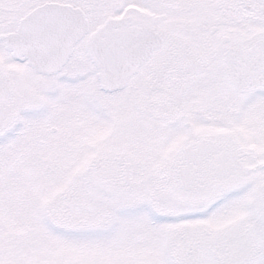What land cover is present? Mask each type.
Here are the masks:
<instances>
[{
	"label": "snow or ice",
	"instance_id": "1",
	"mask_svg": "<svg viewBox=\"0 0 264 264\" xmlns=\"http://www.w3.org/2000/svg\"><path fill=\"white\" fill-rule=\"evenodd\" d=\"M0 264H264V0H0Z\"/></svg>",
	"mask_w": 264,
	"mask_h": 264
}]
</instances>
